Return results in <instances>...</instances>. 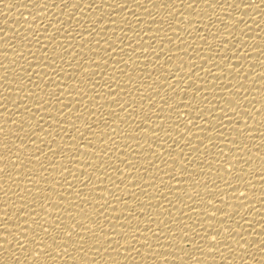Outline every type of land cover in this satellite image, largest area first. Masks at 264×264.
<instances>
[{"label":"bare ground","instance_id":"obj_1","mask_svg":"<svg viewBox=\"0 0 264 264\" xmlns=\"http://www.w3.org/2000/svg\"><path fill=\"white\" fill-rule=\"evenodd\" d=\"M0 141V264H264V0H0Z\"/></svg>","mask_w":264,"mask_h":264},{"label":"snow or ice","instance_id":"obj_2","mask_svg":"<svg viewBox=\"0 0 264 264\" xmlns=\"http://www.w3.org/2000/svg\"><path fill=\"white\" fill-rule=\"evenodd\" d=\"M189 7H191V5H189ZM222 135V133H221ZM3 142L0 141V144H2ZM4 147H8V145H3ZM3 157H0V159H2ZM0 172H3V169H0ZM84 198V197H82ZM86 199V198H84ZM129 215H131V213H129ZM9 219H11V217H9ZM32 219H35V217H32ZM77 223H82V221H77ZM57 228L60 227L59 224L56 225ZM86 227V226H85ZM3 228L6 230L5 233L10 232L11 229L9 228V226L7 224L3 225ZM71 229V230H68ZM76 229V225H68V228L63 230V235L61 236L60 233H57L55 235L52 236V240L55 241L57 244H63L65 242L64 237H71L73 234V231H75ZM55 232V230H53ZM44 232L49 234V230L46 228L44 229ZM0 235H4V233H0ZM13 236H17V233H12ZM93 235H95V233H93ZM135 238V237H133ZM213 239H215V237H213ZM24 241H27V244L24 243V245H31V244H35L38 247H40V251H44V248L41 246L44 241L43 238L39 236V234H35V235H31V237L25 235ZM261 243H264V241H261ZM3 247V244H0V248ZM47 247H52L51 244H47ZM149 247H151V245H149ZM209 250H212L211 248H209ZM64 251H67V248L64 249ZM37 255H39V252H35ZM194 259H196V257H193Z\"/></svg>","mask_w":264,"mask_h":264},{"label":"clouds","instance_id":"obj_3","mask_svg":"<svg viewBox=\"0 0 264 264\" xmlns=\"http://www.w3.org/2000/svg\"><path fill=\"white\" fill-rule=\"evenodd\" d=\"M35 256H38V255L35 252H33V257H35ZM181 259H183V257H181ZM193 260H194V258H193Z\"/></svg>","mask_w":264,"mask_h":264}]
</instances>
